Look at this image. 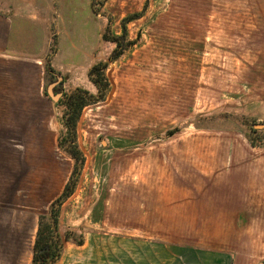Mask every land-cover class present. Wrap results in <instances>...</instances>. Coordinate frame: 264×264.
<instances>
[{"label":"rangeland","instance_id":"obj_1","mask_svg":"<svg viewBox=\"0 0 264 264\" xmlns=\"http://www.w3.org/2000/svg\"><path fill=\"white\" fill-rule=\"evenodd\" d=\"M24 2L25 25L21 3L0 0V11L15 17L14 40L45 47L52 72L37 82L19 76L2 99L20 112L8 114L3 131V174L14 182L25 173V188L1 187L0 194L25 210H0V264H32L37 215L74 168L58 147L66 132L60 101L76 89L96 96L89 73L98 63L107 65L109 86L104 101L88 104L77 120L84 166L59 210L61 233L71 237L63 256L88 250L94 264H111L114 238L126 236L166 241L170 250L225 249L236 264H264V211L185 209L182 200L198 173L218 176V185L234 173L235 159L264 156V0H106L98 14L94 0H41L48 33L42 20L32 23L38 1ZM124 28L134 45L124 43L110 62V39Z\"/></svg>","mask_w":264,"mask_h":264},{"label":"crops","instance_id":"obj_2","mask_svg":"<svg viewBox=\"0 0 264 264\" xmlns=\"http://www.w3.org/2000/svg\"><path fill=\"white\" fill-rule=\"evenodd\" d=\"M9 1L22 4V7L18 5V9H16L18 15L20 14L22 18V11H20V9L26 5L24 0L22 2L18 0ZM37 1L38 3H35L34 6L31 5L36 15V20L32 21V23L34 22L39 26L42 20V23L46 25L44 33H48L49 29L47 25L49 21L46 18L47 15L44 13L45 10H43L44 6L41 0ZM34 14H30V17L31 15L33 17ZM14 21L15 17L13 14H4L0 11V193L1 187L6 188L5 192H8L7 189L12 186H17V189L20 187V190L25 188V173H21L20 176L16 173V175L12 177V179H15L14 182L10 181V178L3 174L6 172L3 169L5 165L2 159V147L8 146V134L3 131L9 129V125L7 124L9 123L8 114H17L20 112H18L16 108L10 109V107L4 105L2 99L8 97L10 83L18 81L19 76L21 78L20 80H24V76L26 77L28 74L31 78H34L32 81H39L46 75V64L44 65L42 58V50H44L45 47L43 48L39 43L35 42L33 44L36 45L32 46L28 44L30 41H26L22 37L14 40ZM22 21L25 25V20L23 19ZM46 48L48 47L46 46ZM21 119L24 120V118ZM17 144L18 142H14V145ZM249 158L241 156L238 158L240 161L235 159L236 161L234 160V162L230 164L231 168L233 166L236 167L234 173H230V171L220 178L218 185L213 183V179H217L218 176L203 175L201 177V175L205 173H198V175L201 174L199 175L200 179H198V182L193 181V186L196 188L186 190L182 193L184 197L182 200L185 204L184 208L201 211H264V156L256 162H253V159ZM237 169H239V171H237ZM196 174L197 173H193L191 176L193 180H197ZM5 201L9 202L8 200L2 201L0 194V210L9 208L25 210L24 204L20 207L16 205L14 201L11 203H6ZM22 203H24L23 199ZM36 208L35 206L27 207L28 210H34ZM47 212L48 210L43 214L39 213V215H37L38 222L35 226L36 233L40 216ZM204 215L206 216V214ZM207 215L210 219L214 218L211 212H208ZM260 218L264 220V214H260ZM216 219H218V217ZM113 241L114 248L111 250V264H236L234 253L225 249L178 245L170 250L166 241L155 240L157 242L154 243L153 239L128 238L126 236H116ZM83 246H85V244L81 245V247ZM86 251L89 253L88 250ZM86 251L80 249L70 250L67 252L66 257L62 254L60 260L56 264L61 262L77 264L74 261L76 256L81 257V264H94L92 260L89 259V254Z\"/></svg>","mask_w":264,"mask_h":264},{"label":"trees","instance_id":"obj_3","mask_svg":"<svg viewBox=\"0 0 264 264\" xmlns=\"http://www.w3.org/2000/svg\"><path fill=\"white\" fill-rule=\"evenodd\" d=\"M105 1L94 0L93 10L97 14L99 13L98 6L102 5ZM127 21L125 20L124 23ZM124 31L122 36H114L110 39L116 45L113 55L109 60L110 62L116 61L123 55L122 48L124 47V43H127L126 46L128 47L134 45V42H127L125 28ZM104 39L108 40L107 35H104ZM106 68L107 65L98 63L92 67L89 73V77L97 89L96 96L93 97L86 91L76 89L60 101V106L64 110L62 122L66 128V132L58 138V147L74 161V168L62 193L50 204L48 212L39 218L33 247L32 264H56L62 256L64 247L71 242L69 235L63 236L61 233L59 210L74 194L84 166L83 154L76 146V124L81 111L88 104L104 101L109 86L104 75ZM46 71L52 72L50 63L46 64ZM251 144L253 146L262 145L255 143L253 139ZM76 243L81 246L84 243V239L76 241Z\"/></svg>","mask_w":264,"mask_h":264},{"label":"water","instance_id":"obj_4","mask_svg":"<svg viewBox=\"0 0 264 264\" xmlns=\"http://www.w3.org/2000/svg\"><path fill=\"white\" fill-rule=\"evenodd\" d=\"M49 96H50V97L52 98V100L55 101V102H57L58 99L60 98V96L54 95V94L52 93V89H51V88L49 89Z\"/></svg>","mask_w":264,"mask_h":264}]
</instances>
